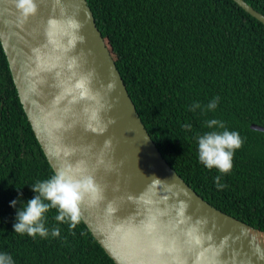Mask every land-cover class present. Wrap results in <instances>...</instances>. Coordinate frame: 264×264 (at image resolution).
<instances>
[{
  "label": "trees",
  "instance_id": "obj_1",
  "mask_svg": "<svg viewBox=\"0 0 264 264\" xmlns=\"http://www.w3.org/2000/svg\"><path fill=\"white\" fill-rule=\"evenodd\" d=\"M141 119L171 167L222 212L264 231V24L234 0H87ZM264 15V0H245ZM214 111H202L214 98ZM194 103L201 105L195 112ZM217 119L239 132L233 168L198 158L197 137ZM190 124L191 130L183 127ZM55 174L21 104L0 41V253L14 264H116L83 219L75 229L46 213L58 238L14 233L32 185ZM12 201L16 206L12 207Z\"/></svg>",
  "mask_w": 264,
  "mask_h": 264
},
{
  "label": "water",
  "instance_id": "obj_2",
  "mask_svg": "<svg viewBox=\"0 0 264 264\" xmlns=\"http://www.w3.org/2000/svg\"><path fill=\"white\" fill-rule=\"evenodd\" d=\"M234 1L264 24L245 0ZM34 2L36 14L20 24L15 0H0V41L54 172L81 165L102 189L101 200L84 201L81 217L109 257L116 264H264V252L242 230L264 231L212 206L162 155L88 1ZM93 111L107 126L103 134L88 128ZM152 176L161 183L153 185Z\"/></svg>",
  "mask_w": 264,
  "mask_h": 264
},
{
  "label": "clouds",
  "instance_id": "obj_3",
  "mask_svg": "<svg viewBox=\"0 0 264 264\" xmlns=\"http://www.w3.org/2000/svg\"><path fill=\"white\" fill-rule=\"evenodd\" d=\"M15 7L18 12V20L23 24L29 17L37 12V5L34 0H15ZM54 23L53 21L49 22ZM72 27L77 25L72 24ZM83 87V85H78ZM112 87V85H110ZM219 103V97H214L202 111H214ZM199 103H194L190 111L195 112L200 109ZM95 122L88 124L89 130L93 133L103 134L107 126L101 125L98 119V113L93 111L90 117ZM114 123V121H109ZM184 128L191 130L190 124H184ZM209 129L217 128L223 131H209L198 136V158L201 164L208 169H217L221 175L215 178L214 183L218 189L226 187L221 183V176L231 172L233 168V157L235 151L243 145V140L237 131L225 129L222 121L211 119L206 122ZM104 146L110 147L111 140H105ZM101 163L103 161H100ZM153 185L161 183V180L155 176L149 177ZM32 191L36 193L35 197L28 200L26 204L16 214V223L13 225L14 233L19 235L27 234L28 237L35 239L39 236L41 239L58 238L60 228L57 226L49 231L45 227L46 213L55 209L57 215L55 220L59 223H66L70 230L75 229L81 222V205L86 199L96 203L103 198L102 189L97 185L91 175L86 174V169L81 165H68L59 168L53 176L38 181L32 185ZM16 201H12L11 206H16ZM187 206L181 204L180 214ZM108 211H113L109 205ZM0 264H14V261L7 253H0Z\"/></svg>",
  "mask_w": 264,
  "mask_h": 264
},
{
  "label": "bare ground",
  "instance_id": "obj_4",
  "mask_svg": "<svg viewBox=\"0 0 264 264\" xmlns=\"http://www.w3.org/2000/svg\"><path fill=\"white\" fill-rule=\"evenodd\" d=\"M242 232L251 243L258 248L260 247L261 251L264 252V236H259L255 232L246 228H243Z\"/></svg>",
  "mask_w": 264,
  "mask_h": 264
}]
</instances>
